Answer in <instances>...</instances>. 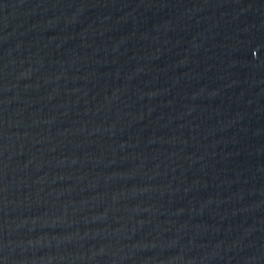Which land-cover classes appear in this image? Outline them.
Segmentation results:
<instances>
[{"label": "water", "instance_id": "water-1", "mask_svg": "<svg viewBox=\"0 0 264 264\" xmlns=\"http://www.w3.org/2000/svg\"><path fill=\"white\" fill-rule=\"evenodd\" d=\"M0 264H264V0H0Z\"/></svg>", "mask_w": 264, "mask_h": 264}]
</instances>
